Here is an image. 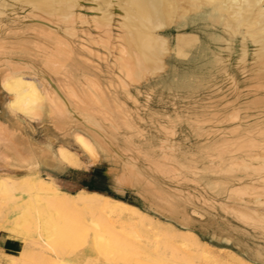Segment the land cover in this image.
<instances>
[{"label":"rangeland","instance_id":"1","mask_svg":"<svg viewBox=\"0 0 264 264\" xmlns=\"http://www.w3.org/2000/svg\"><path fill=\"white\" fill-rule=\"evenodd\" d=\"M182 5L156 32L169 50L152 69L127 60L116 11L101 22L89 0L69 18L0 0V116L9 119L0 121V177L98 192L142 214L132 223L38 196L16 233L0 230L19 242L0 264H264V56L243 15L230 29L217 8L181 15ZM13 71L40 88L27 115L10 109L1 85ZM49 90L62 98L50 110ZM59 147L78 164H65ZM90 178L105 193L81 186ZM5 198L0 225L10 226L30 195ZM42 214L66 231L53 244L38 230ZM97 235L110 245L93 247Z\"/></svg>","mask_w":264,"mask_h":264},{"label":"bare ground","instance_id":"2","mask_svg":"<svg viewBox=\"0 0 264 264\" xmlns=\"http://www.w3.org/2000/svg\"><path fill=\"white\" fill-rule=\"evenodd\" d=\"M19 1L28 3L36 10L46 12V14H48L47 12H58L69 18L71 16L69 13L73 11V3L78 0ZM89 2L90 7L97 11V17H95V19L98 21H107L111 14L116 11L115 13L119 16V25L123 30V42L130 51L127 60L132 64H138L152 69H159L161 67L163 55L166 51L168 52L169 45L168 40L165 37L159 36V34L157 35L156 32L158 29L160 30L172 23L169 14L176 12L178 8H175L176 4H183L180 6L182 9L181 12L183 13L181 15L187 14V12L190 13L189 11H200L203 6H210L212 10L213 8H217L220 14H225L223 21L225 26L230 29L240 25L239 21L235 20V17L240 14L243 15L241 20H245L246 22L244 21L242 24L248 27L246 32L249 35L251 33L253 34V36L250 37L253 42H255V52L264 56V9L259 8L260 3L264 2V0H89ZM180 8L178 11H180ZM260 54L258 55L261 56ZM1 85L11 95L8 104L10 109L17 113L29 114L36 103L41 100L39 85H37L31 77L25 76L21 72L13 71L6 74L2 79ZM46 97L44 101L47 102L49 110L53 105H58L56 104L57 102H54V98L62 99L56 92L54 93L50 90L47 91ZM45 104L46 103H44V105ZM44 105L41 104V108ZM77 139L87 147L88 143L84 138L78 136ZM57 151L60 158L65 161V164L72 166L78 164L77 161L72 159L70 152L65 147H59ZM16 192L21 194L27 193L30 195V198L25 201L26 206L24 205V211L17 215L12 225H0V230L5 232L11 231L12 233H16V229L21 227L18 221H20L23 216H29V210H32L40 201L38 196L41 195L46 201L48 200L47 202L50 206L58 207V209L59 207L62 208L63 206L69 205L70 202H80V204L83 203L87 206H100L104 210L108 208L107 210L117 212L125 220L132 223L142 215L131 205L126 203H112L98 192H87L81 189L75 193H66L57 189L51 183H47L40 177L35 179L32 176H23L17 180L14 179L10 181L8 178H3L1 176L0 201L1 198L2 200L7 199L5 197L13 196ZM47 215H40L38 230L44 237L45 242L53 244V241L55 243V239L58 240L57 237L59 235L61 236V234H64L66 231L64 228H61V226L57 225V223H54V219L56 218V221L58 216L56 217L54 214L53 216H55V218L53 219V216L49 217ZM102 238L103 236L94 237L92 240L93 247H101L103 241H105L106 245H110V240H103ZM187 243L188 241L184 240L181 245H187ZM201 252L202 254H207L205 250ZM11 262H13V260H11ZM66 262L61 257H57L53 264H66Z\"/></svg>","mask_w":264,"mask_h":264},{"label":"crops","instance_id":"3","mask_svg":"<svg viewBox=\"0 0 264 264\" xmlns=\"http://www.w3.org/2000/svg\"><path fill=\"white\" fill-rule=\"evenodd\" d=\"M7 113H8V115L10 114L9 111ZM0 121L3 122L5 125H8V123H9L8 118L1 117V116H0ZM79 189H82V188H79ZM79 189L75 190L74 192L78 191ZM63 191H65V190H63ZM65 192H68V191H65ZM69 193H73V192H69ZM18 246H19L18 239L13 238V237H9L0 231V251H2L3 253H6V252H8L7 250L15 249Z\"/></svg>","mask_w":264,"mask_h":264},{"label":"trees","instance_id":"4","mask_svg":"<svg viewBox=\"0 0 264 264\" xmlns=\"http://www.w3.org/2000/svg\"><path fill=\"white\" fill-rule=\"evenodd\" d=\"M80 184L83 188H86L88 190H95L105 193L103 186L98 183H95L94 180H92V178L88 180L83 179L81 180Z\"/></svg>","mask_w":264,"mask_h":264}]
</instances>
